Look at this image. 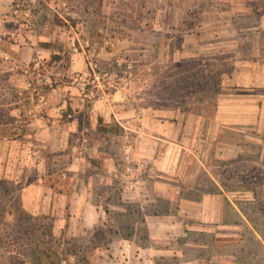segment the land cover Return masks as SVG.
<instances>
[{"label": "rangeland", "instance_id": "obj_1", "mask_svg": "<svg viewBox=\"0 0 264 264\" xmlns=\"http://www.w3.org/2000/svg\"><path fill=\"white\" fill-rule=\"evenodd\" d=\"M218 116L239 126L222 133V158L211 153L220 140ZM37 120L55 127L56 144L49 151L39 140L25 138L29 181L35 159L42 158L56 190L69 193L78 186L70 193L73 209L61 207L42 221L46 232L61 219V232H55L63 253L58 264H81L83 254L99 257L105 250L96 248L117 238L114 230L107 236L68 233L87 171L96 174L100 211L114 217L124 205L128 216L134 209L129 198L122 202L111 180L100 178L114 167L122 174L135 171L140 179L147 172L157 177L149 169L161 143L170 146L160 137L187 143L180 167L188 183L203 169L202 149V160L219 166L215 170L223 184L242 190L234 191L232 200L245 217L232 229L195 234L186 229L193 226L189 213L177 215L176 199L161 202L150 210L169 214L160 224L165 240L148 244L138 224L142 247L131 248L133 259L139 264L150 259V264H264V0H0V135L24 137L26 126ZM87 160L91 168L84 170ZM202 180L212 191L209 176ZM29 181H0V264H29L27 254L37 243L38 222L16 214L21 188ZM115 187L122 189L117 182ZM169 195L178 196L177 190L170 187ZM186 210L193 214V208ZM178 219L184 220L182 226ZM195 222L207 229L201 220ZM126 227L123 236L130 232ZM107 254L116 264L113 251Z\"/></svg>", "mask_w": 264, "mask_h": 264}, {"label": "crops", "instance_id": "obj_2", "mask_svg": "<svg viewBox=\"0 0 264 264\" xmlns=\"http://www.w3.org/2000/svg\"><path fill=\"white\" fill-rule=\"evenodd\" d=\"M18 111L21 112L20 110ZM219 115L221 116V113ZM217 121H219L217 125L218 138L222 136V133L227 131H238V123L220 121L219 116ZM26 128L28 134L24 137L22 135H15L14 137L0 135V181L10 180L14 181L16 184L24 181L25 178L29 181V174L26 172V168L29 166L28 163L30 160L24 157V145L22 147L23 142H26L25 138L27 136V138L42 142L43 147H48L49 151L52 150V147L56 144V130L54 126L51 127L50 125H46L44 121L37 120L29 123ZM217 137L215 140L218 139ZM156 139L170 143V146L166 143H161L158 151L159 155L154 159V167L149 169L150 171H154V174H158L157 177L147 172V175L145 174L146 179H140L136 178L137 173H135V171L133 173L122 174L120 170L114 167L108 171H104V175L100 178V181L105 179L107 181L111 180V186L114 190L113 193L117 190L119 192V199L122 202L126 203L125 198H129V203H132L130 206L134 209L129 212L128 216L124 215L128 212L124 205L120 206V208H123L118 211L120 214L114 217L108 216L106 212H101L100 208L102 209V205L95 202L94 197L95 186L93 185V179L96 174H91L90 171H87L90 176H88L87 179H82L84 183L81 184L82 190H80L83 194L77 205V213L71 211L74 215L72 214V217L69 218L67 223L68 233H70L71 236H79L80 234L93 231L94 233L105 232L107 236V231L110 233L111 230L117 232V238H114L111 244L100 248L97 247L95 250V252H100L101 250H105V252L99 253V257L96 255L97 253H92L90 257H88L89 264H98L96 263L97 261H100L99 264H110V260L107 258L111 257L107 252L112 251L114 253V257L112 258L117 261L116 264H139V261L133 259L136 258V252L132 251L133 249L136 250V248L142 247L138 243V224H141L140 226L143 227L145 239L148 244L152 242L156 243L160 241V238H162L161 240H165L164 233L166 229H164V231L160 224L166 220L165 217L169 216V214L163 215L158 211L153 212L150 210L153 208L156 209L161 202L168 203L176 199L175 201L179 203L177 215L182 216L186 214V212L189 213L188 215H190L193 220V226H187L186 229L190 231L193 230L192 232L195 234L213 232L217 228L224 230L227 228L232 229L233 225H237L238 222L244 219L245 216L239 204L232 200L233 192H241L242 190L229 189L223 184L218 172L215 170V168L219 166L208 164L203 161L202 158H204L205 153L202 149L198 154H200L199 157L202 156L200 158L201 160H199L203 169L201 172L197 170L192 176L193 180L191 183H188V181L184 179L180 167L182 155L188 150L186 147L187 143L183 140L168 142L167 140H163L165 139L163 137ZM143 140L148 141L150 139L145 137ZM201 140L204 142L203 139ZM222 143L221 138L216 141V147L211 152L213 155L215 154V158H222L223 156L221 154ZM156 146H159V142L156 143ZM87 161L84 170L91 168L90 161ZM45 162L46 161L42 158L35 159V169H33L35 172L33 175L34 179L32 182H30V180L26 183V185L21 188L20 192V203L23 210L34 217L54 214L56 211L59 212L61 207L63 208L61 211H64L67 206L73 209L75 203L74 196L73 194L70 196V193H72L73 188L78 187L77 184L70 189L69 193L56 190L53 184L48 183L52 175L48 173V171H45L46 169L43 167ZM206 175L209 176V182L213 188L212 191H208L209 189L205 187L202 180V176ZM66 176L67 174L63 173V177L65 178ZM124 178H127V180L124 181ZM171 178H174V181H177V183L174 185L168 183ZM70 179H74V177ZM116 182L117 185L122 186V189L120 187L114 188ZM105 186L108 187V185ZM170 187H174L177 190L178 196L174 195L170 197ZM186 191L194 192L198 194V197H181V192ZM187 207L193 208V214L192 211L186 210ZM183 217L185 216L183 215ZM195 220H201L202 223L207 224V229L201 228ZM177 221L181 226L184 223V220L181 221L178 219ZM60 222L61 219H58V217L53 220L54 236H56L55 232L57 228L58 231L61 232V228H59ZM126 225H128L130 232L126 236H123L121 231L127 228ZM74 229L78 230L77 233L74 232ZM175 236L177 239L179 238V234ZM102 237H104V235H102ZM166 237L168 238L169 236ZM126 243L129 245L128 249H130L128 255H126L127 248L124 247ZM149 262L152 263V259H150Z\"/></svg>", "mask_w": 264, "mask_h": 264}, {"label": "trees", "instance_id": "obj_3", "mask_svg": "<svg viewBox=\"0 0 264 264\" xmlns=\"http://www.w3.org/2000/svg\"><path fill=\"white\" fill-rule=\"evenodd\" d=\"M43 46H45V48H48L49 45L44 44ZM52 59H60V57L53 55ZM104 130L107 131V129H104ZM17 213L19 214V216H23V220H27V221L34 220V221L38 222V224L36 226V228L38 230V236L36 237L37 243L34 244V247L32 249H30V252L27 254V257L29 259L28 263L29 264H44V263H46V264H58L60 261V259H59L60 254H63V253H60L61 251H60L59 245L61 246V243H58L59 241H57V239L55 238V236L53 234V230H52L53 229V226H52L53 222H51L47 227H45L46 228V232H45V229H44L45 225L42 224V221L47 218L46 216H44L42 218L34 217V216L28 214L27 212H25L21 205H18L16 214ZM2 220H4V215H3ZM0 224L2 225L4 223L2 222ZM32 234H34V232ZM0 243L1 244L3 243L2 234H0ZM43 243L47 244L49 247H46ZM0 247H1V245H0ZM64 252L65 253H71L72 255H74V257L78 256V251L75 249H73V250L67 249ZM19 255H21V253H19ZM0 259H2V258H0ZM22 262H24V261H22ZM80 263L81 264H89V261H88L85 254H83V259H82V261H80Z\"/></svg>", "mask_w": 264, "mask_h": 264}]
</instances>
